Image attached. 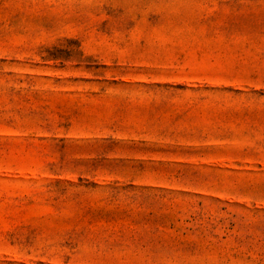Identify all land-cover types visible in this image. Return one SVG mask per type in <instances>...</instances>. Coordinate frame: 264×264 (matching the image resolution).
Segmentation results:
<instances>
[{
	"label": "rangeland",
	"instance_id": "obj_1",
	"mask_svg": "<svg viewBox=\"0 0 264 264\" xmlns=\"http://www.w3.org/2000/svg\"><path fill=\"white\" fill-rule=\"evenodd\" d=\"M0 264H264V0H0Z\"/></svg>",
	"mask_w": 264,
	"mask_h": 264
}]
</instances>
